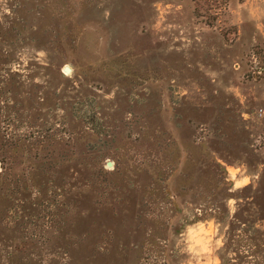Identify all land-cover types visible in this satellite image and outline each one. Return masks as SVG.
I'll return each instance as SVG.
<instances>
[{
  "label": "rangeland",
  "instance_id": "rangeland-1",
  "mask_svg": "<svg viewBox=\"0 0 264 264\" xmlns=\"http://www.w3.org/2000/svg\"><path fill=\"white\" fill-rule=\"evenodd\" d=\"M194 6L0 0V264H264V0Z\"/></svg>",
  "mask_w": 264,
  "mask_h": 264
},
{
  "label": "trees",
  "instance_id": "trees-1",
  "mask_svg": "<svg viewBox=\"0 0 264 264\" xmlns=\"http://www.w3.org/2000/svg\"><path fill=\"white\" fill-rule=\"evenodd\" d=\"M228 0H193L195 3L194 12L196 15L207 12L220 4H226ZM201 16V15H200ZM208 25L214 22L213 17L206 18ZM3 128V127H2ZM7 129H0V176L8 179L14 184V189L24 191L28 188V181L37 170L36 163H30L29 157L32 152L48 148V134H37L26 142V139L19 134H10ZM2 179V178H1Z\"/></svg>",
  "mask_w": 264,
  "mask_h": 264
},
{
  "label": "water",
  "instance_id": "water-1",
  "mask_svg": "<svg viewBox=\"0 0 264 264\" xmlns=\"http://www.w3.org/2000/svg\"><path fill=\"white\" fill-rule=\"evenodd\" d=\"M63 70H64L65 72L69 73V72L71 71V68H70L69 66L65 65V66L63 67ZM107 164H108V165H111V162H107Z\"/></svg>",
  "mask_w": 264,
  "mask_h": 264
}]
</instances>
